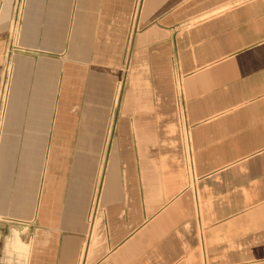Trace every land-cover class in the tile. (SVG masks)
Listing matches in <instances>:
<instances>
[{
	"label": "crops",
	"instance_id": "0c3cea01",
	"mask_svg": "<svg viewBox=\"0 0 264 264\" xmlns=\"http://www.w3.org/2000/svg\"><path fill=\"white\" fill-rule=\"evenodd\" d=\"M0 264H264V0H0Z\"/></svg>",
	"mask_w": 264,
	"mask_h": 264
},
{
	"label": "bare ground",
	"instance_id": "6f19581e",
	"mask_svg": "<svg viewBox=\"0 0 264 264\" xmlns=\"http://www.w3.org/2000/svg\"><path fill=\"white\" fill-rule=\"evenodd\" d=\"M10 243H11L12 250L15 249L16 245H17L18 249H21V250L25 249V246L20 245L21 243L18 239V235H17L16 231H13V234L10 237Z\"/></svg>",
	"mask_w": 264,
	"mask_h": 264
},
{
	"label": "rangeland",
	"instance_id": "374dc122",
	"mask_svg": "<svg viewBox=\"0 0 264 264\" xmlns=\"http://www.w3.org/2000/svg\"><path fill=\"white\" fill-rule=\"evenodd\" d=\"M124 98H125V75H123L122 77V88L120 89V95H119L120 104L123 102ZM20 237L23 239V241H25L28 238V237L26 238L24 235ZM8 256L10 258V253L8 254Z\"/></svg>",
	"mask_w": 264,
	"mask_h": 264
}]
</instances>
